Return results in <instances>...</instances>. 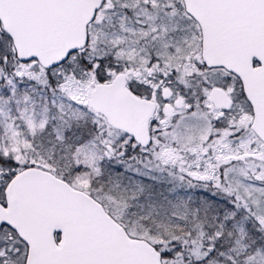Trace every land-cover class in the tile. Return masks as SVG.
Returning <instances> with one entry per match:
<instances>
[{
  "label": "snow or ice",
  "instance_id": "1",
  "mask_svg": "<svg viewBox=\"0 0 264 264\" xmlns=\"http://www.w3.org/2000/svg\"><path fill=\"white\" fill-rule=\"evenodd\" d=\"M0 264H264V0H0Z\"/></svg>",
  "mask_w": 264,
  "mask_h": 264
}]
</instances>
